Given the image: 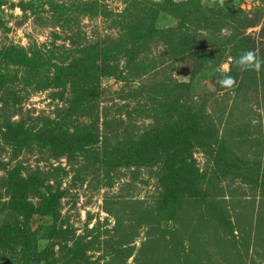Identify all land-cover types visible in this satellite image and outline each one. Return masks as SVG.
I'll use <instances>...</instances> for the list:
<instances>
[{
  "label": "rangeland",
  "instance_id": "1",
  "mask_svg": "<svg viewBox=\"0 0 264 264\" xmlns=\"http://www.w3.org/2000/svg\"><path fill=\"white\" fill-rule=\"evenodd\" d=\"M74 1L3 0L0 49L9 45L37 47L56 59L61 51L79 45L109 43L119 32L126 38L129 20L151 18L134 10L125 21L126 15H117L126 6L125 0H86L98 7L90 14L73 9ZM129 1L143 6L155 0ZM55 3L72 4L63 25L55 21L56 12L50 8ZM196 3L213 17V21L208 17L213 27L208 31L195 24L188 32L195 37V45L212 47V58L220 61L215 69L193 75L191 59L171 56L163 33L154 32L133 53L132 61L119 54L118 73L98 76V96L80 107L74 101L72 116L67 119L72 96L68 85L38 88L35 82L13 79L7 88L0 89V161L6 162L0 166V222L9 221L13 227L17 220L10 215L9 194L1 181L6 169L18 167L23 177L33 173L46 179L52 185L51 193L60 194L54 215L37 219L33 214L24 222L36 232L33 251L54 243L55 238H47L54 222L69 230L67 246L61 252L60 245H51L58 263L264 264V69L242 71L234 56L221 52L235 49L239 57L253 50L264 60V0H224L223 5L219 0H194ZM177 13L168 12L166 6L160 8L152 17L155 27L176 26ZM224 65L229 66L227 75L235 81L232 88L218 83L221 73L217 68ZM14 69L9 65L4 72ZM20 75L19 70L17 77ZM173 80L188 82V91L181 88V99L208 115V125L201 120L200 131L210 145L191 148L202 179L196 182L195 192L176 195L167 207L169 215L160 204L165 187L158 164L125 165L122 150L150 129L156 110L174 97L173 91L168 89L167 94L164 90L165 84L172 87ZM49 120L71 133L65 136L66 150L59 152L57 145L48 142L40 141V146L37 140L16 150L1 133L6 123L23 122L25 128H38ZM81 131L84 139L75 135ZM189 163L191 158L183 162L186 169ZM46 189L43 185L27 194L35 210H39ZM230 223L232 233L227 231ZM79 248H85L84 254L73 259ZM17 255H22L19 245L13 256L11 251L3 253L0 264H15Z\"/></svg>",
  "mask_w": 264,
  "mask_h": 264
},
{
  "label": "trees",
  "instance_id": "2",
  "mask_svg": "<svg viewBox=\"0 0 264 264\" xmlns=\"http://www.w3.org/2000/svg\"><path fill=\"white\" fill-rule=\"evenodd\" d=\"M193 1L159 0V2H156L155 0L154 2L148 1V5L144 4L141 6L140 3L136 2L134 5L129 0H125L126 6L123 11L117 14L126 15L123 17L125 21L129 20L127 14H131L134 10H142L143 13L146 12V15L148 13L151 18L147 17V20L146 18L142 20L133 19L129 20L128 23L126 22L129 26L125 33L127 35L126 38H123L122 32H119V37L109 43L108 40H104L92 44L79 45L74 49L61 51L62 53L56 59H53L51 54L46 55L42 49L37 47L3 46L0 49V89L7 88L13 79H23L27 84L35 82V86L38 88L44 86L65 87L68 85L72 96H70V108L68 107L69 109H67L68 116L64 117V119H67L72 116L71 106L74 101L80 107V103L84 102L85 105L98 96L97 94L100 91L96 84L98 76L103 74L116 75L118 73L117 58L119 54L126 57V61H132L136 56L133 53L135 51L138 52V49L144 46L146 39L153 35L154 32L163 33L165 41L170 45L171 56L191 59V73L193 75L212 68L215 69L220 61L212 58L210 50L212 47L210 48L208 44L202 47L195 45V37H192L191 33L188 32V28L195 24H198L200 28H206L208 31L213 27V17L204 14V11L200 10L197 3L194 5ZM2 2L3 0H0V5ZM74 3L76 5L73 6V9L78 10L80 14H90L91 11H98L96 4H90L86 0H76ZM191 5H193L192 8ZM70 6L72 4L62 5L61 3H55L51 5L52 11L56 12L54 15L55 21L61 25L67 23L68 15L70 16L68 12ZM164 6H166L168 12H173V10L178 12L176 14L178 21L176 26L161 30L155 27L152 17ZM196 30L197 28L194 31ZM223 47L227 48L226 45ZM221 52L225 56H234V62L238 58L235 49L230 50L228 48L226 53ZM234 62L231 61L230 66ZM9 65L15 67L13 72H4L5 70L8 71ZM19 70L21 75L17 77ZM188 86V82L177 80L172 81V87L165 84L164 90L166 89V93L169 94V90H171L174 92V97L162 104L163 106L160 105V111L156 110L151 119L150 129L141 132L137 141L131 140L129 147L122 150L124 153L122 158L125 160L123 164L125 165L143 162L148 165L158 164L161 170L160 178L165 187V191L162 192L160 197V204L166 211L169 210V208L167 210L169 203L175 200L178 193L184 191L191 193L197 190V187H195L197 185L196 182L202 179V175L200 176L198 169L194 165L195 161L191 156V148L200 144H209V142L204 141L205 136L200 131V121L204 120L206 127L209 120L207 118L208 115H205L202 109L192 106L186 98L184 100L181 99L180 94L183 95L181 88L186 92L188 91ZM70 122L72 123V121ZM206 129L209 130V126ZM4 130L1 133L5 142L14 144L16 150L21 149L23 145H28L33 140H37L40 146L42 145L40 141L51 143L53 147L57 145L58 151L61 152L67 149L68 143H66L65 136L71 135V133H68V129H61V126L53 120L45 122L38 128H25L23 122L22 124L6 123ZM75 135L80 139H84L86 136L82 131L75 133ZM209 135L210 139H214L210 133ZM78 138L76 139L79 140ZM91 138V143L96 142L94 135ZM190 158L192 163H189L186 169L183 162L190 160ZM5 165L6 162L0 161V166L4 167ZM192 170L194 173H192ZM198 177L199 179H196ZM2 180H4L3 186H6L9 194L8 203L11 206H8L10 207V215L15 216L17 220H14L13 227H11L12 224H9V221L3 220V222H0V262L3 253L11 251L13 256V252L16 251V247L19 245L22 255L20 257L17 255L18 259L15 264H67V261L58 263L59 257H54V252L56 251H54L52 246L60 245L58 248L61 252L63 247L67 246L66 234L69 230L65 231L53 222L47 238H55L54 243L40 250L33 251V246L36 245L37 240L36 232H31L29 230L30 226L24 223L28 222L33 214L38 216L37 219L49 213L54 215L60 194H52L50 191L52 185H49L48 181H45L46 179L38 178L33 173L23 177L18 167L10 170L6 169L5 176L1 177ZM43 185H47L48 192L43 195L39 210H35L28 201L27 194L31 191L41 190ZM3 203L7 204L6 201ZM170 213L169 215H171ZM20 221L24 223L23 226L19 225ZM231 226L232 224L230 223V227L227 230L230 233L233 232ZM68 250H70L69 247ZM26 252L28 253L26 254ZM84 252L85 248H79L73 253L72 258L75 259L76 256L78 257ZM73 262L77 264L76 261Z\"/></svg>",
  "mask_w": 264,
  "mask_h": 264
},
{
  "label": "clouds",
  "instance_id": "3",
  "mask_svg": "<svg viewBox=\"0 0 264 264\" xmlns=\"http://www.w3.org/2000/svg\"><path fill=\"white\" fill-rule=\"evenodd\" d=\"M159 2V0H156ZM220 5H223L224 0H219ZM237 67L242 71H256L259 72L264 69V60H262L255 51L249 50L243 52L235 61ZM217 71L221 73V78L218 83L223 88H232L235 84L234 79L227 75L229 66L224 65L223 68H217Z\"/></svg>",
  "mask_w": 264,
  "mask_h": 264
}]
</instances>
